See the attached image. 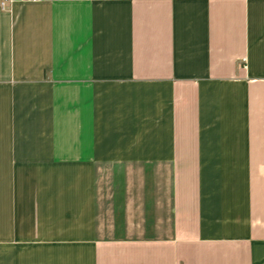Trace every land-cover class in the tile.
Returning <instances> with one entry per match:
<instances>
[{
	"label": "crops",
	"instance_id": "obj_1",
	"mask_svg": "<svg viewBox=\"0 0 264 264\" xmlns=\"http://www.w3.org/2000/svg\"><path fill=\"white\" fill-rule=\"evenodd\" d=\"M2 169L0 264H264V0H10Z\"/></svg>",
	"mask_w": 264,
	"mask_h": 264
},
{
	"label": "rangeland",
	"instance_id": "obj_2",
	"mask_svg": "<svg viewBox=\"0 0 264 264\" xmlns=\"http://www.w3.org/2000/svg\"><path fill=\"white\" fill-rule=\"evenodd\" d=\"M33 170L25 169H2L1 170V208H0V226H2L3 238L7 230H14L18 232V235H25L27 227V216H26V198L27 193L33 192L37 186L29 181L33 176ZM35 172V171H34ZM32 224V221H30ZM4 240V239H3ZM25 248L18 250V256L21 261H26ZM71 260L73 253H70ZM134 259H136L134 261ZM130 258H123V264H141L138 257L135 256ZM116 260V259H115ZM24 264V263H22Z\"/></svg>",
	"mask_w": 264,
	"mask_h": 264
},
{
	"label": "built area",
	"instance_id": "obj_3",
	"mask_svg": "<svg viewBox=\"0 0 264 264\" xmlns=\"http://www.w3.org/2000/svg\"><path fill=\"white\" fill-rule=\"evenodd\" d=\"M10 0H0V10L6 11L9 8Z\"/></svg>",
	"mask_w": 264,
	"mask_h": 264
}]
</instances>
